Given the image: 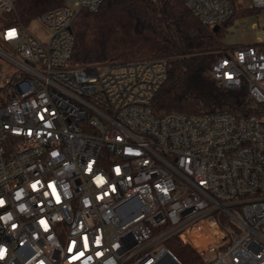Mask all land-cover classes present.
Instances as JSON below:
<instances>
[{
	"label": "built area",
	"instance_id": "built-area-1",
	"mask_svg": "<svg viewBox=\"0 0 264 264\" xmlns=\"http://www.w3.org/2000/svg\"><path fill=\"white\" fill-rule=\"evenodd\" d=\"M102 1L63 0L34 31L0 0V264H188L177 245L264 264V42L210 66L256 113L156 111L166 58L70 62L74 18ZM181 1L210 26L235 5Z\"/></svg>",
	"mask_w": 264,
	"mask_h": 264
},
{
	"label": "trees",
	"instance_id": "trees-1",
	"mask_svg": "<svg viewBox=\"0 0 264 264\" xmlns=\"http://www.w3.org/2000/svg\"><path fill=\"white\" fill-rule=\"evenodd\" d=\"M62 1L15 0V9L7 16L14 22L28 24ZM246 11L234 5L228 20L214 31L212 26L201 23L181 0H103L96 10H81L74 18L70 62L90 64L164 57L166 78L152 101L156 111L254 114L262 105L254 102L246 86L226 89L210 74L211 63L225 46L221 43L223 26ZM175 249L185 262H193L186 246L177 245Z\"/></svg>",
	"mask_w": 264,
	"mask_h": 264
},
{
	"label": "rangeland",
	"instance_id": "rangeland-1",
	"mask_svg": "<svg viewBox=\"0 0 264 264\" xmlns=\"http://www.w3.org/2000/svg\"><path fill=\"white\" fill-rule=\"evenodd\" d=\"M236 1V0H234ZM234 3L236 8L243 7L247 11L242 15L232 18L223 26L221 43L231 47L235 44H250L257 40L264 42V6L254 8L252 0H238ZM256 23V26L252 25ZM28 27L36 31L35 22H30Z\"/></svg>",
	"mask_w": 264,
	"mask_h": 264
},
{
	"label": "water",
	"instance_id": "water-1",
	"mask_svg": "<svg viewBox=\"0 0 264 264\" xmlns=\"http://www.w3.org/2000/svg\"><path fill=\"white\" fill-rule=\"evenodd\" d=\"M218 28H219V25H217V24L212 26V30H214V31L217 30Z\"/></svg>",
	"mask_w": 264,
	"mask_h": 264
},
{
	"label": "snow or ice",
	"instance_id": "snow-or-ice-1",
	"mask_svg": "<svg viewBox=\"0 0 264 264\" xmlns=\"http://www.w3.org/2000/svg\"><path fill=\"white\" fill-rule=\"evenodd\" d=\"M10 35H14V31H13V33H10ZM0 255H2V252H0Z\"/></svg>",
	"mask_w": 264,
	"mask_h": 264
}]
</instances>
